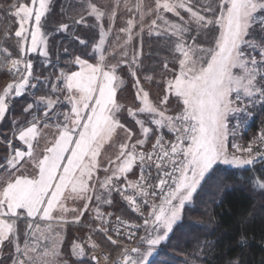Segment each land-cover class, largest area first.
<instances>
[{
    "label": "snow or ice",
    "instance_id": "1",
    "mask_svg": "<svg viewBox=\"0 0 264 264\" xmlns=\"http://www.w3.org/2000/svg\"><path fill=\"white\" fill-rule=\"evenodd\" d=\"M51 6L52 0L14 2L8 12L17 27L14 33L5 29L0 38V68L18 74L0 93V121L16 97L41 83L51 85L50 92L23 109L31 119H14L12 139L7 134L2 137L6 152L0 158V264H69L62 258L63 230L80 224L93 200L94 219L99 224L89 226L86 243L94 253L91 261L100 264L95 253L102 252L101 245L91 234L97 233L119 250L115 260L105 254L104 264H153L161 245L183 231L185 211L194 209L198 199L202 202L201 193L209 181L223 176L221 165L239 169L264 162V152L253 154L256 140L246 148L233 144V153L227 147L230 118H236L239 126V114L247 113L250 106L264 108V0H154V6L143 0L134 4L125 0L124 10L139 19L128 18L119 28L127 38L120 44L117 35L120 58L116 59L114 50L111 58L115 62L106 55L105 44L114 29L117 9L109 13L88 0L84 13L94 18L92 27L99 31L92 48L94 62L75 56L68 61L71 67L55 76V82L51 77L41 81L33 76V63L27 59L38 53L46 65L51 63L45 31ZM163 13L180 20L170 21ZM85 14L73 19V24L87 26ZM137 25L138 33L134 32ZM69 30L68 23H59L55 29ZM145 30L149 37L163 40L171 53L172 67L168 59L163 61V94L158 104L138 77L139 72L148 71L140 59L142 51L127 59L133 36H140L142 47ZM13 36L17 58H10L9 49L3 46ZM76 38L88 47L87 39ZM122 65H127L135 88L127 107L118 99V89L124 83L118 74ZM155 76L152 69L144 78L151 83ZM173 100L174 115L168 114ZM64 102L70 109L58 110ZM126 118L134 122L142 138L123 122ZM164 129L171 139H165ZM121 132L124 137L118 150L105 162L103 151L116 145ZM152 136L155 140L147 149ZM258 140L264 145V130ZM136 169L138 177L129 179ZM246 182L253 191L264 192V176L249 177ZM113 193L143 217L142 223L117 216L113 224L105 216L101 207L113 204ZM68 200L82 201L83 207L69 208ZM121 238L134 243L121 247ZM240 243H245L243 236ZM210 246L208 241L200 245ZM71 250L76 264H88L84 241L74 240Z\"/></svg>",
    "mask_w": 264,
    "mask_h": 264
},
{
    "label": "trees",
    "instance_id": "2",
    "mask_svg": "<svg viewBox=\"0 0 264 264\" xmlns=\"http://www.w3.org/2000/svg\"><path fill=\"white\" fill-rule=\"evenodd\" d=\"M28 0H0V38L3 37L5 29L14 33L17 27L15 19L10 16L8 9L14 2H27ZM103 10L117 9V19L114 28L121 27L125 22L122 19L129 16L124 10L125 0H91ZM129 2V1H128ZM145 5L154 6V0H143ZM194 2V0H189ZM202 3L203 0H200ZM88 0H52V6L45 31L48 33V50L50 64L46 65L45 58L39 54L31 55L33 63V76L40 77L41 81L46 77H51L55 82V76L61 69L68 70L71 65L68 61L79 55L81 58L92 59L93 44L99 40L98 28L92 27L95 24L94 18H89L84 13ZM130 3V2H129ZM135 1H133V4ZM72 5V7H68ZM185 18L187 13L180 10ZM81 14H85L87 26L84 24L74 25L73 19H78ZM170 21L179 22L180 18L172 13H163ZM139 19L138 15L133 17ZM155 18V17H151ZM148 18L149 22L150 19ZM59 23H68L70 30L67 32L55 31ZM104 27L107 29L108 20H104ZM80 39L88 40V47L85 48L79 43ZM140 38L136 35L135 38ZM143 44L140 45L142 55L140 59L147 72L141 71L138 77L142 85L148 90L153 91V100L158 101L163 94V61L169 60L171 64V53L165 46L163 40L155 36L149 37L145 30L143 34ZM4 47L9 49L10 58L18 57V50L15 48L14 36L11 40L5 41ZM67 48V52L65 49ZM128 60H131L129 56ZM155 69V79L149 83L145 80L146 75L152 74ZM75 70V68H73ZM124 83L118 89L119 102L125 106H131V101L135 96L134 80L132 79L127 65H122V71L118 73ZM13 77L7 67L0 68V93L4 87L11 82ZM35 80V79H34ZM51 85L41 83L40 87L34 90V95L28 94V91L20 97H16L11 102V108L3 121H0V158L5 155L6 145L2 138L7 134L8 139L11 135V123L14 119L21 122L31 119L30 116L23 113L27 104L41 95L50 92ZM155 94V95H154ZM60 111H67L69 105ZM170 106H174L172 104ZM173 108L170 107L172 110ZM251 119L247 121L248 129L244 137H252L258 131L264 130V108L259 104L251 108ZM128 123V120L123 122ZM223 176L217 180L209 181L205 186L206 191L201 193L202 202L198 199L195 208L186 210L184 215L183 231H177L165 245H161L160 253L155 257L153 264H229V261L236 260L238 264H264V192L253 191L251 185L247 183L249 177L260 178L264 176V162L258 161L255 166L246 168H230L220 166ZM219 186V187H217ZM222 188L223 191L219 189ZM95 206V201L91 203ZM101 209L119 212L124 215L135 217L133 211L126 205L125 201L119 196L113 194V204L103 205ZM96 221L90 211H86L81 218L80 224H70L63 231L64 242L62 244L63 259L69 261V264H76L77 258L72 256V242L84 241L87 253L91 251L87 247V237L90 234L88 225H95ZM21 231L24 225H21ZM103 248L109 250L113 255L119 253L115 246L103 237L102 234L91 233ZM243 236L245 243H240V237ZM210 242V247L201 248L203 242ZM7 255V250L4 253ZM175 256V257H174ZM86 260V258H84ZM87 261V260H86ZM88 264H92L87 261Z\"/></svg>",
    "mask_w": 264,
    "mask_h": 264
},
{
    "label": "rangeland",
    "instance_id": "3",
    "mask_svg": "<svg viewBox=\"0 0 264 264\" xmlns=\"http://www.w3.org/2000/svg\"><path fill=\"white\" fill-rule=\"evenodd\" d=\"M114 2L115 1H117V0H113ZM130 3H133V1H135V0H128ZM170 2H171V0H170ZM25 3H30V0H28L27 2H25ZM107 12H109L110 13V11L109 10H107ZM181 12V11H180ZM182 13V12H181ZM128 18H133V17H129V16H125L123 19H122V21L124 20V22H126V20L128 19ZM138 20V19H137ZM122 26H123V24H122ZM119 27H116V28H114L113 29V31H112V33L108 36V38H107V40H106V44H105V49H106V55L109 57V60H110V62H115V60L114 59H112L111 58V54L113 53V51L115 50V52L117 53V55H116V59H119L120 58V56H119V47H118V45H117V40H116V37H117V35H119L120 37H121V40L119 41V43L120 44H122L123 43V40L124 39H126L127 37H126V35L125 34H123V33H119ZM134 32H136V33H138L139 32V26L137 25V27L134 29ZM135 36L136 35H134L133 36V40H132V42H130L129 43V45H128V47H127V52H128V56H129V58H132V56H133V54L135 53V52H137V51H140V45H141V40L138 38L137 39V37L135 38ZM98 42V41H97ZM93 48V47H92ZM35 54H38V53H32V54H29V56L27 57V59H31L32 58V56L31 55H35ZM32 61V60H31ZM89 62H94V61H89ZM8 68V67H7ZM11 73V72H10ZM16 75H18V74H16ZM16 75H14L13 73H11V76L13 77V79H12V81L11 82H13L15 79H16ZM10 83V82H9ZM32 83L33 84H35L36 83V80H33L32 81ZM144 87V86H143ZM145 88V87H144ZM34 90L35 89H32V88H29L28 89V94H30V95H33V92H34ZM145 90H147V91H149L150 92V99H152V101L154 102V103H159V100L160 99H162V97H160L159 99H158V101H154L153 100V98H151L152 96H153V91H151V89H147V88H145ZM2 93V92H1ZM155 95V94H154ZM40 97V96H39ZM38 98V97H37ZM53 98H55V97H53ZM60 99L63 101V96H61L60 97ZM173 103H174V106H175V100H173ZM171 108H173V106H170ZM170 107H169V111H168V114H173L174 115V112L170 109ZM69 108H70V106L68 107V109L67 110H69ZM251 108H253V107H249V109H248V112L247 113H241V114H239V120H240V124H239V126H237V120H236V118H230V126H229V136H228V141H227V147H228V151H229V153H233V152H235V149L232 147V145L233 144H236V145H238L240 148H246L248 145H249V143L250 142H252L253 140H256V142L255 143H253V154H255V152H257V151H261V152H264V145H261L260 144V142H259V140H258V134L261 132V131H258V133H256L255 135H253L252 137H244L243 135H244V133H245V131H247V129H248V126H247V121H249L250 119H251V116H250V111H251ZM58 110H60V109H58ZM140 118H142V119H144L145 117L143 116V115H141L140 116ZM126 120H128V123H126V121H125V123H126V125L128 126V127H132V128H134V130L136 131V133H137V137L138 138H142V137H139V129H138V127H136V126H134V122L133 121H131L130 119H127L126 118ZM153 129L155 128V126L154 125H150ZM163 132H164V134H165V139H171L172 137H171V134L170 133H168L167 132V129H164L163 130ZM9 139H12V135H10V138ZM154 140H155V136H152L151 137V139H150V141H149V143L146 145V148L147 149H150L151 148V143L152 142H154ZM13 143L16 145V146H18V147H21V148H23L24 146L23 145H21L20 144V142L19 141H13ZM237 154H239V155H246V154H243V153H237ZM101 175H103V173L101 172ZM138 175H139V170L138 169H136V175H133V174H129V179H136L137 177H138ZM113 194H115V195H117V196H119L120 198H122L118 193H113ZM93 202V201H92ZM91 202V203H92ZM126 203V202H125ZM126 205H127V203H126ZM128 206V205H127ZM129 207V206H128ZM94 208H95V206H90L89 207V209L87 210V211H90V213L92 214V216L94 217L95 216V212H94ZM130 208V207H129ZM131 209V208H130ZM101 211L105 214V216L107 217V218H109L108 216H107V214L108 213H112V215L111 216H115V215H124V214H122V213H119V212H117V213H115V212H113V211H111V210H106V209H101ZM146 212H147V208H146ZM134 214H135V217H130V216H127V215H124V216H127V217H129V218H131V219H134V220H139L138 218V213H136V212H133ZM96 221V220H95ZM99 224V221H96V224L95 225H88V228H90L89 226H91L92 228H95L97 225ZM65 230V229H64ZM63 230V231H64ZM115 238V237H114ZM122 240V239H121ZM121 247H123L122 245H121ZM101 248H103L102 246H101ZM105 249V248H104ZM107 250V249H106ZM109 251V250H108ZM110 252V251H109ZM93 253V251L91 250L89 253H87V256L85 257L86 258V260L87 261H89L90 263H92L90 260H89V257H90V255ZM111 253V252H110ZM112 254V253H111ZM117 255H119V253H117L116 255H113L112 254V256L113 257H115V256H117ZM158 256V255H157ZM156 256V257H157ZM175 257V256H174ZM93 264V263H92Z\"/></svg>",
    "mask_w": 264,
    "mask_h": 264
},
{
    "label": "built area",
    "instance_id": "4",
    "mask_svg": "<svg viewBox=\"0 0 264 264\" xmlns=\"http://www.w3.org/2000/svg\"><path fill=\"white\" fill-rule=\"evenodd\" d=\"M144 211H145V213H146V207H145ZM138 215H139V214H138ZM117 216H120L122 219H124V220H128V221H130V222H132V223H142V220H143V217H141L140 215L138 216V217H139V218H138L139 220H134V219H131V218H129V217H127V216H124V215L110 216L108 219L114 224ZM112 235H113V238H114V237L116 238L115 233H112ZM121 239H122V240H121V245H122V246H123L124 244H128L129 247H131L132 244L134 243V242H132V241H128L126 238H121ZM101 249H102V252H97V253H95L96 255L99 256L100 264H104V255H105V254L109 255L110 258L113 259V260L119 258V255L113 257L112 254H111L108 250H106V249H104V248H101ZM93 254H94V253H92V254L90 255V257H89V260H90V261H91V256H92ZM121 259H122V258H121ZM91 262H92L93 264H95V262H93V261H91Z\"/></svg>",
    "mask_w": 264,
    "mask_h": 264
},
{
    "label": "crops",
    "instance_id": "5",
    "mask_svg": "<svg viewBox=\"0 0 264 264\" xmlns=\"http://www.w3.org/2000/svg\"><path fill=\"white\" fill-rule=\"evenodd\" d=\"M75 70H76V69H75ZM69 109H70V108H69ZM123 137H124V133L121 132V133H120V137L117 139L116 145H115L114 147H107V146H106V150L103 151V154H102V159H103L105 162H106V160H107V158H108L109 156H111L115 151L118 150V144H119L120 142H122ZM40 143H41V147H42L44 141L41 140ZM23 148H25V150H26V146H24ZM67 205H68L69 208H78V209H79V208H82V207H83V202H82V201H72V200H68V201H67ZM71 215H72V214H69V217H71Z\"/></svg>",
    "mask_w": 264,
    "mask_h": 264
}]
</instances>
